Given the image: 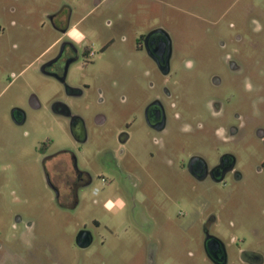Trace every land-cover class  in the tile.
Listing matches in <instances>:
<instances>
[{
  "label": "rangeland",
  "instance_id": "rangeland-1",
  "mask_svg": "<svg viewBox=\"0 0 264 264\" xmlns=\"http://www.w3.org/2000/svg\"><path fill=\"white\" fill-rule=\"evenodd\" d=\"M52 5L72 8V24L86 17L81 29L95 32L101 42L109 34L106 21L120 15L128 25L138 24L140 29L166 26L181 61L187 56L194 65L188 111L196 123L208 117L206 103L211 95L230 98L239 83V77L228 75L223 60L226 54L247 68L252 82L256 81L254 85L260 82L264 88V0H0V242L4 244L0 264H207L200 225L209 213L217 214L221 222L218 231L224 239L239 242L245 236L243 249L264 254V186H249L247 182L244 189L228 196L223 189L199 185L178 171L182 153L173 157L171 170L163 158L150 161L146 156L153 136L140 118L134 123L132 116L127 118L129 106L138 101V66L139 70L150 66L144 56L127 51L136 66L131 79L119 73L120 64L113 59L96 57L95 66L89 69L76 66L69 77L70 85L90 86L78 100L68 99L59 82L41 75L38 64L31 65L39 51L60 36L47 21ZM216 73L225 81L218 88L210 83ZM6 75L14 80L11 84L5 81ZM113 80L119 82L117 95H123L125 101L119 96L113 98ZM145 88L146 82H142ZM98 89L103 90V97ZM32 95L39 98L40 109L29 108ZM100 98H104L103 103ZM56 100L67 101L91 126L85 158L77 150L76 154L81 167H93L94 181L82 191L74 208L54 201L42 167L43 143L53 142L44 149L49 155L74 141L68 121L51 110ZM114 101L121 107L114 108ZM15 107L28 112L26 125L12 121ZM258 112L237 137L235 152L247 174V161L263 153L254 130L264 127V102ZM97 115L107 120L98 130L93 125ZM123 133L129 135L123 148L126 155L136 158L133 172L137 179L142 173L154 177L169 173L172 179H164L163 188L154 187L151 178L147 188L133 187L105 168L112 162L108 151L121 149ZM185 141L189 152L212 160L215 137L209 128L206 133L193 132ZM124 164H128L127 159ZM138 166L148 170L138 172ZM16 214L23 215L31 226L14 230ZM81 231L92 234L93 242L87 248L77 244ZM23 233H27L24 242L13 240V235L19 238ZM230 253L234 257L231 264H241L239 251L232 247Z\"/></svg>",
  "mask_w": 264,
  "mask_h": 264
},
{
  "label": "flooded vegetation",
  "instance_id": "flooded-vegetation-1",
  "mask_svg": "<svg viewBox=\"0 0 264 264\" xmlns=\"http://www.w3.org/2000/svg\"><path fill=\"white\" fill-rule=\"evenodd\" d=\"M52 6L53 11L47 16V21L52 30L60 36L47 49L39 51L31 65L38 64L37 71L41 75L59 82L68 99H81L86 90L90 89L88 84H84L83 87L70 85L69 77L76 66L89 69L95 66L96 57L105 61L113 59L120 64L119 73L131 79L136 66L132 56L128 57L127 51L139 53L140 57L144 56L150 61V66H145L143 70H139L138 66V101H134V105L129 106L127 118L132 116V123L140 118L139 122L153 136L152 146L146 151L149 160L163 158L164 163L171 170L175 164L173 157H178L182 153L178 171L199 185L219 187L228 196L244 189L247 182H250L249 186H264V127L258 126L254 130L255 138L262 145L263 153L247 161L250 165V174L240 167L241 160L235 152L238 149L237 137L241 128L246 127L251 121L253 122V118L259 116L258 109L264 102L263 85L259 81L254 85L256 81L252 82L247 68L237 58L231 54L223 57L228 75L240 78L239 83L233 87L232 96L223 99L218 94L211 95L206 103L208 117L196 123V118H190L188 111V90L194 65L192 59L187 56H183L181 61L180 51L175 48L174 38L166 26L157 25L140 29L138 24L128 25L120 15L113 21H106L109 34L107 39L101 42L95 32L81 29L85 25L86 17L72 24L71 19L74 16L72 8L65 7L66 10L56 5ZM36 10L39 11L35 8L34 11ZM44 26L45 24L42 25ZM222 48H225V44H222ZM11 75L15 76L13 72ZM11 75L5 77V81L10 84L14 81ZM230 80L231 83L235 82L234 78ZM142 82H146L145 89H142ZM210 83L218 88L223 86L225 81L216 73L211 76ZM111 88L114 99L119 96L125 101L123 95H117L120 91L118 81L113 80ZM98 93L103 97L102 89H98ZM99 102L103 103L104 98H100ZM28 106L30 109H40L39 98L32 95ZM112 106L116 109L121 107L115 101ZM51 110L54 115L68 121L74 141L71 146L49 155L44 149L51 147L53 142L48 141L41 145L45 183L53 192L55 202L74 208L80 201L82 191L90 187L94 181L93 167H81L76 154L77 150L85 158L84 149L89 143L91 126L67 101H54ZM11 118L16 125L24 126L28 121V112L24 108L15 107L11 111ZM106 122L105 116L97 115L93 125L98 130ZM196 128L202 133H206L209 128L215 137L211 161L205 155L189 152V145L185 139L193 132L198 133ZM128 141L129 135L123 133L119 139L121 149L108 151L112 162L105 164V168L122 176L124 181L129 182L133 187L147 188L148 178H151L154 187L163 188L162 181L172 179L169 173L158 177L142 173L137 179L133 172L137 164L136 158L130 153L126 155L123 149ZM245 144L248 145V142ZM126 159L127 165L124 164ZM147 170L146 167L138 166V172ZM102 182L105 184L107 181L103 179ZM97 192L98 190L96 194ZM14 218V230L21 226L23 228L31 226L21 214H16ZM220 223L217 214L209 213L200 225L201 246L207 264H231L234 258L230 253L232 247L234 251H239L237 256L241 264H264L263 253L257 249L241 247V244L245 245L247 242L245 236L239 242L234 239L232 241L224 239L218 231ZM26 236L27 233H23L19 238L13 235V240L24 242ZM3 250L4 244L0 242V252Z\"/></svg>",
  "mask_w": 264,
  "mask_h": 264
},
{
  "label": "water",
  "instance_id": "water-1",
  "mask_svg": "<svg viewBox=\"0 0 264 264\" xmlns=\"http://www.w3.org/2000/svg\"><path fill=\"white\" fill-rule=\"evenodd\" d=\"M93 242L92 234L88 231H81L77 237V244L80 248H87Z\"/></svg>",
  "mask_w": 264,
  "mask_h": 264
}]
</instances>
